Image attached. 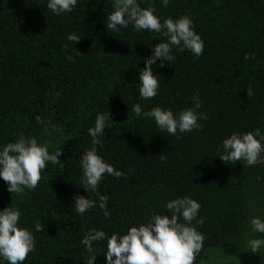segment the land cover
I'll return each instance as SVG.
<instances>
[{"label":"trees","instance_id":"trees-1","mask_svg":"<svg viewBox=\"0 0 264 264\" xmlns=\"http://www.w3.org/2000/svg\"><path fill=\"white\" fill-rule=\"evenodd\" d=\"M47 2L0 3V145L23 133L47 143L49 152L62 150L60 162L42 170L35 190L9 193L0 179V210L19 209L21 226L36 240L24 264H87L89 259L106 264L101 253L106 241L95 242L92 253L81 243L90 229L123 234L153 213L170 216L165 203L184 196L201 204L197 218L204 223L197 228L205 240L194 262L199 264L210 248L241 233L250 202L256 205L264 196V154L248 166L222 161L218 150L233 132L260 128L264 133V0H171L166 7L161 0H138L141 7L154 5L161 17L189 15L204 41L198 58L173 48V61L153 66L160 88L149 100L139 96L138 77L144 58L160 42L157 34L131 25L107 29L112 0H77L61 15ZM69 33L81 40L68 41ZM197 92L202 101L197 111L207 119L199 121L200 130L179 138L131 110L139 103L145 112L160 106L175 113L193 107ZM97 113L110 115L96 150L124 173L105 175L100 183L109 218L98 203L83 215L74 204L76 195L98 201L97 194L83 189L79 163L93 146L88 128ZM37 221L42 231H35Z\"/></svg>","mask_w":264,"mask_h":264},{"label":"clouds","instance_id":"clouds-1","mask_svg":"<svg viewBox=\"0 0 264 264\" xmlns=\"http://www.w3.org/2000/svg\"><path fill=\"white\" fill-rule=\"evenodd\" d=\"M7 3V0H0ZM171 0H161L163 6H168ZM77 5V0H48L47 8L55 15L71 12ZM113 10L107 15L106 27L113 31L127 29L130 25L135 31L146 30L157 34L160 42L151 48V55L144 58L145 67L139 71V96L143 100L154 98L159 93L160 84L153 66L159 61V67L165 66V61L174 60L173 48L178 51H189L198 58L203 54L204 41L196 32L189 15L178 18L161 17L156 14L154 5L141 7L138 0H112ZM164 37V40H160ZM67 40H81L74 33L67 35ZM67 47V45H66ZM73 61L71 55L66 57ZM249 59V54H245ZM248 95L252 90L247 89ZM193 107L173 112L172 108L154 106L148 111H142L139 103L131 106L136 115H144L155 122L161 132L177 136L200 130L203 124L199 121L207 119V115L197 111L202 107L199 93H194ZM109 114L97 113L94 126L88 128L92 137V147L86 149L80 158L82 169L81 183L83 189L95 193L98 201L83 195L74 197L75 210L83 215L98 206L105 218L110 217L107 209L108 197L99 194V186L105 175L120 178L124 173L117 170L100 156L95 145L99 144L106 129L105 121ZM38 124H43L37 116ZM55 126L53 125V128ZM47 130V128H46ZM219 158L226 162L244 161L248 166L255 165L264 154V133L260 128L247 132H233L223 139ZM62 150L49 152L47 143L41 144L34 136L21 133L15 142L0 145V179L7 183L9 193L20 194L27 190H35L41 180V173L50 162L55 165L60 162ZM163 159V155H161ZM165 209L170 216L153 213L146 222L130 226L123 234L114 232L107 236L102 229H90L81 243L89 253L94 251V243L106 241V250L101 253L106 258V264H194L200 254L205 237L198 231L197 225L204 223L203 218H197L201 204L189 196L168 200ZM21 212L11 206L0 210V264H24L29 253L35 250L36 240L31 229L21 226ZM195 221V223H193ZM251 230L264 234V220L253 216L250 219ZM35 231L43 230L37 221ZM253 253L264 246V238L248 241ZM96 259V258H95ZM89 259L87 264H94Z\"/></svg>","mask_w":264,"mask_h":264},{"label":"rangeland","instance_id":"rangeland-1","mask_svg":"<svg viewBox=\"0 0 264 264\" xmlns=\"http://www.w3.org/2000/svg\"><path fill=\"white\" fill-rule=\"evenodd\" d=\"M259 161V160H258ZM252 199V198H251ZM259 217L264 220V196L259 197L257 204L250 202L247 217L241 233L220 247L210 248L199 264H264V246L253 253L248 241L255 238H264V234L251 230L250 219Z\"/></svg>","mask_w":264,"mask_h":264}]
</instances>
